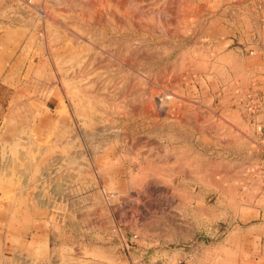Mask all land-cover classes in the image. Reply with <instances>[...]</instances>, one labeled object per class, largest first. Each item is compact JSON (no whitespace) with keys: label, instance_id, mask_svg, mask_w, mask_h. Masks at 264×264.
<instances>
[{"label":"rangeland","instance_id":"obj_1","mask_svg":"<svg viewBox=\"0 0 264 264\" xmlns=\"http://www.w3.org/2000/svg\"><path fill=\"white\" fill-rule=\"evenodd\" d=\"M238 1L0 0V264H264Z\"/></svg>","mask_w":264,"mask_h":264},{"label":"crops","instance_id":"obj_2","mask_svg":"<svg viewBox=\"0 0 264 264\" xmlns=\"http://www.w3.org/2000/svg\"><path fill=\"white\" fill-rule=\"evenodd\" d=\"M228 8L231 9L229 16L225 14L229 19L228 39H235L237 43L250 47V54H254L255 48L258 63L252 69L254 74L261 76L264 81V0H240L231 3ZM263 81L256 80V85L263 86ZM261 114H264V106L261 112L255 115L254 120Z\"/></svg>","mask_w":264,"mask_h":264},{"label":"bare ground","instance_id":"obj_3","mask_svg":"<svg viewBox=\"0 0 264 264\" xmlns=\"http://www.w3.org/2000/svg\"><path fill=\"white\" fill-rule=\"evenodd\" d=\"M149 101H150V100H149ZM151 101H152V100H151ZM160 103H161V102H160ZM165 106H166V105L161 104V105H160V108H161L164 112L169 113V111H167V109L165 108ZM160 111H161V110H160ZM161 112H162V111H161ZM115 131H117V130L115 129ZM115 131H114V132H115ZM128 171L130 172V170H128ZM119 172H120V171H119ZM116 173H117V172H116ZM120 173H121V172H120ZM154 184H155V183H154ZM165 186H166V185H165ZM151 188H152V186L150 187V189H151ZM163 188H164V187H163ZM169 188H170V187H169ZM152 189H153V188H152ZM166 189H167V188H166ZM166 189L164 188L163 190H165V191H163V192H166ZM160 190H161V189H160ZM170 191H171V190H170ZM165 197H166V196H165ZM165 197H164V198H165ZM162 198H163V197H162ZM164 198H163V199H164ZM180 198H181V197H180ZM163 199H162V200H163ZM165 199H167V198H165ZM162 203H163V202H162ZM147 205H148V204H147ZM150 205H151V204H150ZM166 206H167V205H166ZM125 207H126V206H125ZM118 216H119V215H118Z\"/></svg>","mask_w":264,"mask_h":264}]
</instances>
